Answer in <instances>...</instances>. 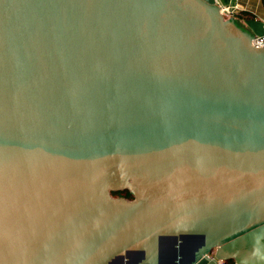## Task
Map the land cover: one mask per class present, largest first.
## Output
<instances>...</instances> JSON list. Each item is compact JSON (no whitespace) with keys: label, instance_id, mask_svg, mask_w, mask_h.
<instances>
[{"label":"water","instance_id":"95a60500","mask_svg":"<svg viewBox=\"0 0 264 264\" xmlns=\"http://www.w3.org/2000/svg\"><path fill=\"white\" fill-rule=\"evenodd\" d=\"M239 19L0 0V264H264V19Z\"/></svg>","mask_w":264,"mask_h":264},{"label":"crops","instance_id":"0c3cea01","mask_svg":"<svg viewBox=\"0 0 264 264\" xmlns=\"http://www.w3.org/2000/svg\"><path fill=\"white\" fill-rule=\"evenodd\" d=\"M219 6L235 5L236 17L244 18L256 17L264 19V6L262 0H217Z\"/></svg>","mask_w":264,"mask_h":264},{"label":"built area","instance_id":"2783aa9c","mask_svg":"<svg viewBox=\"0 0 264 264\" xmlns=\"http://www.w3.org/2000/svg\"><path fill=\"white\" fill-rule=\"evenodd\" d=\"M220 12L223 15L224 18H230V17H236V6L230 5V6H219ZM238 18V17H236ZM243 20V19H242ZM241 20V21H242ZM255 38L250 39V42L255 47H264V34L262 35H253Z\"/></svg>","mask_w":264,"mask_h":264},{"label":"rangeland","instance_id":"374dc122","mask_svg":"<svg viewBox=\"0 0 264 264\" xmlns=\"http://www.w3.org/2000/svg\"><path fill=\"white\" fill-rule=\"evenodd\" d=\"M125 192H126V191H120V192H117V193L115 192V193H113V195H114V196H122V197H125V198H127V199H131V198H132V195H130V196L128 195V196H127V195L125 194Z\"/></svg>","mask_w":264,"mask_h":264},{"label":"trees","instance_id":"16d2710c","mask_svg":"<svg viewBox=\"0 0 264 264\" xmlns=\"http://www.w3.org/2000/svg\"><path fill=\"white\" fill-rule=\"evenodd\" d=\"M262 3H263V6H264V0H262ZM125 194L128 196H130L131 194H130V192L129 191H126L125 192ZM227 264H235L233 261H229V262H227Z\"/></svg>","mask_w":264,"mask_h":264},{"label":"flooded vegetation","instance_id":"af4514ba","mask_svg":"<svg viewBox=\"0 0 264 264\" xmlns=\"http://www.w3.org/2000/svg\"><path fill=\"white\" fill-rule=\"evenodd\" d=\"M239 25H240V24H239ZM132 198H133V196H132ZM132 198H131V199H132Z\"/></svg>","mask_w":264,"mask_h":264}]
</instances>
